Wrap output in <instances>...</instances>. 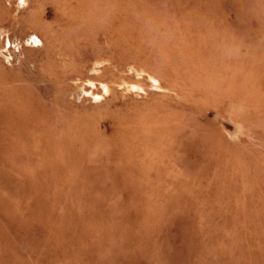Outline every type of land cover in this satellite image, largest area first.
I'll return each instance as SVG.
<instances>
[{"label": "rangeland", "instance_id": "obj_1", "mask_svg": "<svg viewBox=\"0 0 264 264\" xmlns=\"http://www.w3.org/2000/svg\"><path fill=\"white\" fill-rule=\"evenodd\" d=\"M26 1L0 0V264H264V0Z\"/></svg>", "mask_w": 264, "mask_h": 264}, {"label": "bare ground", "instance_id": "obj_2", "mask_svg": "<svg viewBox=\"0 0 264 264\" xmlns=\"http://www.w3.org/2000/svg\"><path fill=\"white\" fill-rule=\"evenodd\" d=\"M26 3H27L26 0H19V6H21V5L23 6L24 4L26 5ZM78 6H82V5L78 4ZM30 38H34L37 43L42 44V40L40 38L38 39V38L32 37V36Z\"/></svg>", "mask_w": 264, "mask_h": 264}, {"label": "water", "instance_id": "obj_3", "mask_svg": "<svg viewBox=\"0 0 264 264\" xmlns=\"http://www.w3.org/2000/svg\"><path fill=\"white\" fill-rule=\"evenodd\" d=\"M34 39V38H33ZM34 41H35V39H34ZM36 42V41H35Z\"/></svg>", "mask_w": 264, "mask_h": 264}]
</instances>
